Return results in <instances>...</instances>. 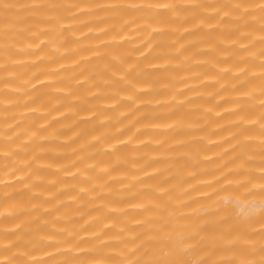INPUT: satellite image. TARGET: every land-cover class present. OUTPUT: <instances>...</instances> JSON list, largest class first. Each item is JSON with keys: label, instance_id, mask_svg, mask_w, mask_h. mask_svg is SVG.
<instances>
[{"label": "bare ground", "instance_id": "1", "mask_svg": "<svg viewBox=\"0 0 264 264\" xmlns=\"http://www.w3.org/2000/svg\"><path fill=\"white\" fill-rule=\"evenodd\" d=\"M0 264H264V0H0Z\"/></svg>", "mask_w": 264, "mask_h": 264}]
</instances>
